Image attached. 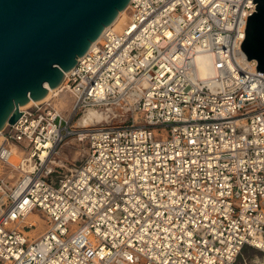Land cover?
Wrapping results in <instances>:
<instances>
[{
  "label": "built area",
  "instance_id": "obj_1",
  "mask_svg": "<svg viewBox=\"0 0 264 264\" xmlns=\"http://www.w3.org/2000/svg\"><path fill=\"white\" fill-rule=\"evenodd\" d=\"M253 1L130 0L122 30L105 28L53 96L20 108L0 143V264L264 251V72L241 46ZM90 109L104 120L76 126ZM72 136L82 159L69 167L58 154Z\"/></svg>",
  "mask_w": 264,
  "mask_h": 264
},
{
  "label": "water",
  "instance_id": "obj_2",
  "mask_svg": "<svg viewBox=\"0 0 264 264\" xmlns=\"http://www.w3.org/2000/svg\"><path fill=\"white\" fill-rule=\"evenodd\" d=\"M241 46L264 72V0ZM130 0H0V130L57 87Z\"/></svg>",
  "mask_w": 264,
  "mask_h": 264
},
{
  "label": "rangeland",
  "instance_id": "obj_3",
  "mask_svg": "<svg viewBox=\"0 0 264 264\" xmlns=\"http://www.w3.org/2000/svg\"><path fill=\"white\" fill-rule=\"evenodd\" d=\"M127 20V16L126 13L122 15V19L119 22V24L117 26H115V28H119L121 27V24L126 22ZM60 97H64L66 98V100L69 101V103L71 102V98L68 94H60L59 97L56 98V102H58L57 100L60 99ZM66 115H69V111L65 112ZM78 117L75 119V122L77 123ZM77 126V125H76ZM79 141L75 136L70 137L65 143H63L60 148H59V154L58 156L61 159H66L67 161H69V164H71L72 167L73 164H78L80 162V160L82 159V155H79ZM21 154H16L15 155V159L16 161H18L17 159H20ZM14 159V161H15ZM15 161V162H16ZM3 169L5 170V168H3L0 165V175H1V170L3 171ZM68 170V169H67ZM13 173V172H12ZM16 173V172H15ZM20 172H17V174H15L16 176H19ZM35 216L37 217L36 213H33ZM29 220V218H28ZM40 219L38 218V221ZM46 227L45 222H40L39 226L32 230V234L38 235L40 232H42ZM238 261L240 264H262L264 263V251L252 246H246L245 248H243L242 252L239 255Z\"/></svg>",
  "mask_w": 264,
  "mask_h": 264
},
{
  "label": "bare ground",
  "instance_id": "obj_4",
  "mask_svg": "<svg viewBox=\"0 0 264 264\" xmlns=\"http://www.w3.org/2000/svg\"><path fill=\"white\" fill-rule=\"evenodd\" d=\"M125 13H126L127 20H128L127 7H126V8H124L123 10H121V11L118 13V15H117L116 18L113 20V22H112L110 25H108L107 27H108V28H109V27H113V28L116 29V30H122V28H123V26L126 24L127 20H126V22H124V23L121 24V27H119V28L116 27V28H115V26H117V25L119 24V22H120L121 19H122V15L125 14ZM107 27H106V28H107ZM102 36H103V33L99 36V38H98L96 41H94V42L92 43V45H94L96 42H99V40H101ZM92 45H91V46H92ZM68 72H69V71H66L64 78L62 79L61 83H60L57 87L52 88L49 84H46L48 90H50V91H49L48 95H47L45 98H43L42 100H46V99L50 98L51 96H53L54 92H56V91L59 90V88L61 87V84H62L63 81L65 80V78H66V74H67ZM30 100L32 101L31 104H33V103L36 102L33 98H30ZM40 101H41V100H40ZM57 101H58V102H56L57 105L59 106V108H61V109L64 111V113H65L66 111H69V110L71 109V102L69 103V101L66 100V98H64V97H60V99L57 100ZM31 104H30V105H31ZM30 105H29V106H30ZM104 118H105L104 114H102L100 111H96V110H94V109H90L89 111H87V112L85 113V115H83L81 118L78 119L76 125H77V126H83V125H86V124L91 123V122H101L102 120H104ZM4 128H5V127H4ZM4 128H3V129H4ZM3 129L0 130V143H1V141H2V133H3ZM59 152H60V151H59ZM18 155H19V154H18ZM14 159H15V158H14ZM17 160H19V159H17ZM15 161H16V159H15ZM1 172H2V170H1ZM34 216H35V215H34L33 213H31V214L28 216L30 222H32V221H38V218L41 220V217H40L38 214H37L38 218H37V217H34ZM260 264H261V263H260ZM262 264H264V263H262Z\"/></svg>",
  "mask_w": 264,
  "mask_h": 264
}]
</instances>
